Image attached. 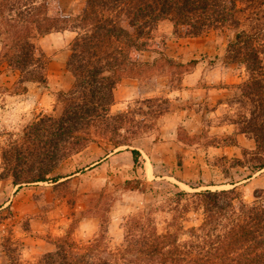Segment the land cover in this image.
Listing matches in <instances>:
<instances>
[{
    "label": "trees",
    "instance_id": "1",
    "mask_svg": "<svg viewBox=\"0 0 264 264\" xmlns=\"http://www.w3.org/2000/svg\"><path fill=\"white\" fill-rule=\"evenodd\" d=\"M59 1L0 0V68L18 73L21 92L27 90V82L47 84L48 57L37 48L35 38L65 29L75 33L66 60L74 79L62 94V111L57 116H40L18 142L2 149V177L32 178L26 183L56 182L60 177L51 173L62 160L99 141L112 149L125 145L133 169L138 168L141 154L120 132L133 122L131 111L110 112L113 88L124 77L143 76L159 60L169 66L188 65L182 74L197 63H174L156 49L154 31L163 20L185 37L211 30L233 33L225 59L243 66L246 78L235 86L229 102L237 107L229 120L237 133L254 142L251 150L242 151L243 161H234L252 172L264 169V0H82L81 10L74 15L63 14ZM155 49L157 58H142L144 52ZM144 101L157 103L152 118L167 110L158 105L162 98ZM178 140L189 145L184 138ZM123 185L145 190L139 178L125 180ZM175 196L177 207L184 201L182 212L201 211L199 224L182 232L159 231L148 213L130 214L124 218L123 237L116 246L109 245L107 228L100 223L91 239L77 242L68 231L53 251L35 261H23L17 249L8 248L5 264H264L262 191L255 193L252 202H246L235 186L178 190ZM175 218L172 214L170 220Z\"/></svg>",
    "mask_w": 264,
    "mask_h": 264
},
{
    "label": "rangeland",
    "instance_id": "2",
    "mask_svg": "<svg viewBox=\"0 0 264 264\" xmlns=\"http://www.w3.org/2000/svg\"><path fill=\"white\" fill-rule=\"evenodd\" d=\"M58 5L63 14L74 15L81 10L83 1L60 0ZM74 34L72 30L65 29L35 38L37 48L48 57L46 85L27 82V90L21 92L23 85L17 83L18 73L5 67L0 68V264L7 262L8 248L17 249L23 261H35L42 254L53 251L57 240L68 231L75 241L85 242L98 233L100 223L107 228L109 245L116 246L123 237L124 218L130 214L148 213L159 231L184 230L199 224L202 219L200 210L182 212L183 200L178 207L175 205L178 190H194L180 187L166 179V175L161 179H147L143 175L141 157L140 165L133 169L131 155L125 145L112 149L104 141L89 143L57 165L51 173V176L60 177L56 182L26 183L25 180L32 178L1 176L2 149L18 142L40 116H57L62 111L65 102L62 94L72 87L74 79L69 70L65 72L68 45ZM232 35L228 30H211L196 37H185L174 33L172 24L163 20L154 31V40L157 43L156 49L174 63L203 61L204 70L207 69L204 80L227 73L229 77L234 75L243 81L246 78L244 67L225 59L227 41ZM158 55L157 50L149 51L144 52L142 58L151 61ZM161 63L159 60L151 71L138 79L153 88H161L164 84L172 89L180 87L185 75L182 70L188 68V65L178 67ZM68 85L70 87L67 89L59 88ZM200 94L203 95V91ZM155 98H162L163 101L158 102L159 107L167 106L168 109V98L165 102L166 97ZM145 99L129 105L127 111H131L129 117L133 122L124 125L125 130L120 131L129 139L131 147L136 149L147 145L149 139L146 136L149 137L156 125V118L152 117L157 110V103L149 104ZM229 101L221 116L225 120L231 118L237 107ZM202 121L200 133H189L183 125H179L176 130L177 139L184 138L183 141L189 145H203L216 140L234 141L232 136L214 139L208 134V119ZM134 133L138 135L132 136ZM239 160L243 161V156ZM215 164L211 172L213 179L210 181L216 186L209 189L235 186L246 202H252L256 192L264 193V178L256 181L249 179L252 171L247 165H236L233 157H222ZM162 171L156 168L155 174L161 175ZM134 178H139L140 186L145 188L143 192L123 187L125 180ZM14 179L19 181L14 183ZM201 189L206 188L196 190ZM172 214H176L174 221L170 220Z\"/></svg>",
    "mask_w": 264,
    "mask_h": 264
},
{
    "label": "crops",
    "instance_id": "3",
    "mask_svg": "<svg viewBox=\"0 0 264 264\" xmlns=\"http://www.w3.org/2000/svg\"><path fill=\"white\" fill-rule=\"evenodd\" d=\"M203 70V61H198L193 70L184 75L180 87L175 89L169 88L167 84L153 88L136 77H124L113 88L114 100L110 106L113 113L127 111L131 103L143 98L166 97L170 102L168 109L156 118L155 128L149 137L146 136L149 139L147 145L138 148L142 153L143 175L147 179L167 176L166 179L185 189L210 188L216 186L210 181L213 179L211 172L216 167V160L222 157L240 158L243 150L254 147L252 139L237 133L235 125L221 117L241 79L234 75L229 77L225 73L204 80L207 69ZM70 85L59 88L67 89ZM200 91H203V95ZM203 119L209 121L206 127L211 137L219 139L232 136L234 141L216 140L203 145H186L177 139L176 130L179 125H183L189 133H200ZM156 168L163 170L161 175L155 174ZM250 174L248 178L255 181L264 178V170Z\"/></svg>",
    "mask_w": 264,
    "mask_h": 264
}]
</instances>
